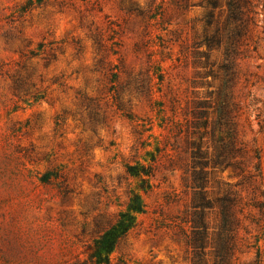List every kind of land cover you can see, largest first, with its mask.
Segmentation results:
<instances>
[{"label": "rangeland", "instance_id": "obj_1", "mask_svg": "<svg viewBox=\"0 0 264 264\" xmlns=\"http://www.w3.org/2000/svg\"><path fill=\"white\" fill-rule=\"evenodd\" d=\"M249 1L231 76L203 41L228 0L211 24L207 0H0V264H75L130 217L108 264H192L193 142L208 196L241 197L233 263L264 264V0ZM204 211L212 231L220 207Z\"/></svg>", "mask_w": 264, "mask_h": 264}, {"label": "trees", "instance_id": "obj_2", "mask_svg": "<svg viewBox=\"0 0 264 264\" xmlns=\"http://www.w3.org/2000/svg\"><path fill=\"white\" fill-rule=\"evenodd\" d=\"M221 0H207L208 11L206 13L207 22L211 24L214 20V10L221 6ZM228 13L223 27H216L211 35L206 34L203 41L209 46L224 45L226 49V60L223 66L230 71V75L234 76L233 64L235 55L243 38L248 35L250 24L254 21L252 16V5L249 0H228ZM235 140L228 143L225 149L218 150L217 156L214 158L215 166H229L233 162L230 155L236 151ZM192 164L191 177H184L185 185L190 186L193 191L192 197V217H186L185 222L190 223L191 229L185 226L181 227L185 236L187 245L191 248L192 264H206L208 255V247H211L210 253L215 256L214 264H234L233 258L236 249V234L239 225V216L237 214V205L241 199L239 193L231 187L224 192H216L213 198L209 197L205 190L208 172L204 169L208 165L205 159V152L201 151L196 143L192 144ZM237 164V163H236ZM200 166V170L197 168ZM190 183L188 184V180ZM136 197V208L142 209ZM219 205L221 221L214 230H210V225L206 221L205 208ZM128 224L120 222L122 226L118 234L108 237V234L95 239L87 245L85 250V258L78 260L75 264H108L109 253L114 245L123 237L130 226L133 219L129 218ZM110 238V239H109Z\"/></svg>", "mask_w": 264, "mask_h": 264}]
</instances>
